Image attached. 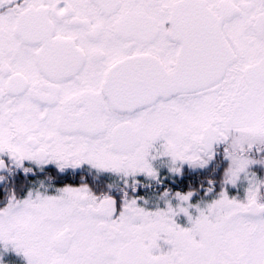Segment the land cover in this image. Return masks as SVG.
Listing matches in <instances>:
<instances>
[{
	"label": "snow or ice",
	"instance_id": "obj_1",
	"mask_svg": "<svg viewBox=\"0 0 264 264\" xmlns=\"http://www.w3.org/2000/svg\"><path fill=\"white\" fill-rule=\"evenodd\" d=\"M0 264H264V0H0Z\"/></svg>",
	"mask_w": 264,
	"mask_h": 264
}]
</instances>
